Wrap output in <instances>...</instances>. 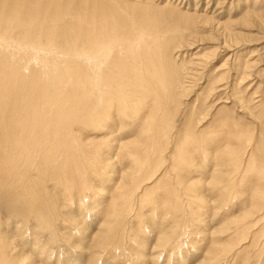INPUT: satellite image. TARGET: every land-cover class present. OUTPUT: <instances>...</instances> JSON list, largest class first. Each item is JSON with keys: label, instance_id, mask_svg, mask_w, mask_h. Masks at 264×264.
<instances>
[{"label": "rangeland", "instance_id": "rangeland-1", "mask_svg": "<svg viewBox=\"0 0 264 264\" xmlns=\"http://www.w3.org/2000/svg\"><path fill=\"white\" fill-rule=\"evenodd\" d=\"M0 261L264 264V0H0Z\"/></svg>", "mask_w": 264, "mask_h": 264}, {"label": "bare ground", "instance_id": "bare-ground-1", "mask_svg": "<svg viewBox=\"0 0 264 264\" xmlns=\"http://www.w3.org/2000/svg\"><path fill=\"white\" fill-rule=\"evenodd\" d=\"M261 22V21H260ZM245 40V39H244ZM247 40H248V38H247ZM245 42V41H244ZM107 43V42H106ZM239 44V43H238ZM25 45V44H24ZM192 45V44H191ZM39 46H41V43H38V44H35V45H33V47L34 48H38ZM227 46V45H226ZM229 46V45H228ZM235 46H238V45H234V47ZM22 47V46H21ZM26 47V46H25ZM190 48V47H189ZM224 48V47H223ZM113 49V47L110 45V44H105L104 43V45H99L98 46V48H97V50H98V52L95 54V58H89L90 57V54L88 55V59H92V60H96L95 61V63L96 64H98V63H103V61H105V59H103V58H107L108 57V54L110 53V50H112ZM218 50V49H217ZM43 57H45V56H43ZM15 58V57H14ZM48 58V57H47ZM36 59V61L34 62V65H35V67L39 70V72H40V74L42 75V76H46L48 73H49V71H54L55 72V64L54 63H52V64H50L49 63V61H47L48 59H44V58H42V57H36V58H34V60ZM14 60V59H13ZM14 64V63H13ZM227 65V64H226ZM252 66V65H251ZM248 69V68H247ZM250 69V68H249ZM247 71V70H246ZM249 71V70H248ZM244 73V72H243ZM221 75H223V73L221 74ZM190 80V79H189ZM92 81H94V82H96L97 83V80H92ZM94 82H92V83H94ZM216 84V83H215ZM220 84V83H219ZM96 87H98V86H96ZM94 88V87H93ZM95 89V88H94ZM94 89L92 90V91H94ZM100 92H101V90H99V89H96L94 92H90L91 94H93V95H95V103H94V106H93V112H92V114H94V116H97V115H95V114H98V112H100L101 111V109L104 107V105L105 104H103V102H104V95H102V94H100ZM186 92V91H185ZM184 92V93H185ZM187 93V92H186ZM90 94V95H91ZM135 99V98H134ZM245 109V108H244ZM95 112V113H94ZM36 137H38L40 140H42V142L44 141V139L45 138H43L40 134H38ZM137 140V139H136ZM21 142V141H20ZM28 155V154H27ZM26 155V156H27ZM131 156H132V154H131ZM34 157V156H33ZM29 164V163H28ZM55 165V164H54ZM19 166V165H18ZM123 179H125V178H121L120 180H119V184L121 183V186H122V181H123ZM125 181V180H124ZM12 201H14V202H16V200H12ZM12 203V202H11ZM28 207V206H27ZM31 210V209H30ZM14 213V212H13ZM27 214V213H26ZM39 218V217H38ZM103 234V233H102ZM101 234V235H102ZM101 235H99V236H101ZM24 236H27V235H24ZM23 258V257H22ZM9 262V261H8ZM199 263V262H198ZM0 264H1V261H0ZM203 264V263H202Z\"/></svg>", "mask_w": 264, "mask_h": 264}]
</instances>
